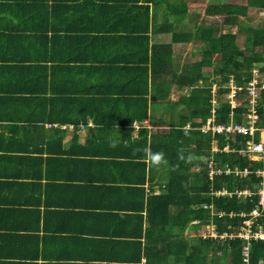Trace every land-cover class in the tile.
Returning <instances> with one entry per match:
<instances>
[{"label":"crops","instance_id":"crops-1","mask_svg":"<svg viewBox=\"0 0 264 264\" xmlns=\"http://www.w3.org/2000/svg\"><path fill=\"white\" fill-rule=\"evenodd\" d=\"M59 1L76 5L65 15L74 21L61 14L64 9L62 4L56 6ZM153 1L161 3L156 7ZM153 1L139 0V4L149 6L151 18L156 10L159 21L166 18L168 2H184L188 7L184 17L193 14L189 11L192 0ZM134 2L48 0L49 17H65L56 31L49 29V44L55 33L80 36L76 44L62 37L53 41L63 47L69 42L71 52L66 53L70 60L66 65L74 66L75 72L70 74L66 68L54 71L49 66L45 79L34 67L38 50L46 46L37 41L38 30L33 28L32 17L39 12L38 5L34 0H0V264H171L172 260L166 262L157 254L149 260L145 252L150 226L146 218L148 198L151 193L166 192L164 185L170 172L163 150L151 152L150 145L153 140L162 146L173 127L171 123L178 128L176 124L190 112L182 98L190 94L191 87L171 83L167 98L162 100L154 98L157 79L153 80L151 73L146 75V82L143 77L133 80L132 70L137 66L127 50L132 48L129 43L136 32L129 21L144 16L147 10L135 7ZM171 12L168 17L173 21L177 15ZM185 19L186 26L193 23V19ZM38 21L44 23L43 17ZM70 24L79 27V32L68 30ZM114 26L117 32L109 30ZM153 30L151 23V43L172 41L171 33ZM164 35L169 36L168 41L162 40ZM188 43H173L174 59L181 64L182 55L176 53L175 44ZM121 68L124 73L118 72ZM133 82L135 87H131ZM215 89L216 84L212 86L214 98ZM133 104L138 114L147 108L148 117L130 124L127 121L132 108L128 105ZM212 104L213 116L197 128L215 136L207 122L212 119L213 125L219 124L214 116L217 99ZM173 112L178 119L162 120L166 115L174 117ZM194 121L201 123L202 119ZM182 128L188 131L194 127L189 120ZM145 145L147 156L142 158ZM219 149L218 139H214L208 162L211 180L227 173L228 163L220 167L213 163ZM228 150L229 143L224 147ZM134 153L141 157L133 158ZM132 158L147 163L145 182L132 180L141 179L131 170ZM134 187L145 189L142 228L128 217L139 212L131 207L141 197ZM221 190L211 186L210 194L219 196ZM159 221L165 225L162 214ZM195 223L197 218L191 221ZM175 225L174 233L180 230ZM208 228H215V224L208 225L203 236ZM136 229L142 234H135ZM188 229L184 234L191 240L197 236L196 231ZM164 230L160 227L157 232L162 234Z\"/></svg>","mask_w":264,"mask_h":264},{"label":"trees","instance_id":"trees-1","mask_svg":"<svg viewBox=\"0 0 264 264\" xmlns=\"http://www.w3.org/2000/svg\"><path fill=\"white\" fill-rule=\"evenodd\" d=\"M34 1L38 5L39 12H36L32 17L35 21L33 28L35 26V29L38 30L37 36L39 39L36 37L37 41L40 40L43 45H46L41 47L42 50L41 48L38 50V55L36 56L38 63L34 67H38L36 70H39V73L42 72L45 79L48 77L49 66H52L54 71L60 68L65 71L66 68V71L72 74L73 70L75 72L74 66L69 67L66 65V62L70 60L66 53V51L71 52L69 42L66 47H63L53 44V41L55 42L59 37L60 39L62 37L61 40L69 39L70 42L76 44L80 35L55 33L52 38V44H49L48 33L50 28L56 31L59 22L64 21L65 17L67 20L74 21L75 18L65 15H69L68 11L76 8V5L59 1L56 6L58 7V5L62 4L64 9L62 11L64 12L61 14L65 17H60L61 19L53 17L51 19L49 17L48 0ZM160 3L153 1L156 7ZM132 4L135 7L147 9L144 16H134L129 21L132 31L136 32L129 43L132 48L127 50L130 60H134L137 66L132 70L133 80H140L143 77L146 82V75L151 73L153 80L157 79L153 84L155 92H157L154 98L162 100L167 98L171 83L191 87L190 94L182 98V101L189 106L190 112L182 116V123L176 124L179 127L175 126V122L171 123L173 127L170 129V134L166 135L163 140L165 142H163L162 146L160 142L151 140V152L163 150L162 153L164 154V159L168 161L170 172L164 185L166 192L161 195L151 193L148 198L146 218L149 220L150 226L146 232L147 243L145 252L148 254L149 260H152V255L157 254L159 258H165L166 262L172 260L170 261L171 264H247L243 260V250L248 243L239 233L243 227L244 218L242 213H250L259 200L255 192H257L260 177L255 171L261 166V163L251 160L248 155H242L241 150L246 148V142L251 138L249 134L220 132L213 136L212 132L206 133L197 127L213 116L212 101L214 99H217V106L214 112L217 123H248L249 107H247L248 99L245 97L246 91L238 92L239 100H242L237 107L232 108L229 98L228 100H225V98L228 97L227 93L230 91L228 85L232 78L237 86H244L251 79L253 68L261 63L264 64V19H259L260 21L255 26L253 24L248 25L245 29L243 28L244 30L239 28V32L242 30L244 35V47L242 49L234 48L229 53L226 48L229 46L235 47V42L240 34L223 33V28L216 22L207 26L204 22L193 21V23L186 26L182 19V16L187 13L188 7L186 3L168 2L166 18L160 21L157 19L156 10L151 18L149 6L139 4V0ZM252 8L264 11V0H247L245 4L218 2L215 6L207 8V13L224 17V24L238 26L243 23L240 20L241 16L249 17L248 11ZM170 9L173 12L176 11L175 15L177 17L173 21L168 17V15L173 14ZM41 16L44 19V23L38 21ZM151 23L154 28L153 31L161 30L171 33L172 41L151 43L152 38L149 35V24ZM140 25L145 26L141 27ZM71 29L78 33L80 28L70 24L68 30L71 31ZM109 30L117 32L118 28L114 26ZM193 41H200L205 44L202 58L198 61H187L183 64L180 61H176L173 56V43ZM217 54L221 55L222 59L215 64L213 57ZM205 67H213V70L211 72L206 71L204 70ZM261 70L264 71V65L261 66ZM118 72L124 73L125 70L121 68ZM133 83H131V87L137 85L134 83L133 86ZM214 84L217 86L215 98L212 93ZM143 94H146V91ZM104 102L107 103V101ZM128 106L132 108L128 116V123L132 124L134 120H142L148 117L147 108L143 112L140 110L138 114L135 113L137 112L135 104ZM258 114V126L263 127L264 92L260 98ZM121 117L123 118L124 115L121 114ZM195 118L202 119V122L196 123L194 121ZM189 120H191L194 128L185 131L182 126ZM140 128H145V131H148L145 126ZM214 139H218L220 148L214 155V164L220 167V164L228 163V167L231 169L235 166H240L241 168L250 167L252 172L245 177L224 172L215 175L214 179L211 180L208 175V162L212 155L211 149ZM259 139L260 131H257L255 140L258 141ZM227 143H229V150L224 151ZM192 145H196V147L194 148ZM122 154H127V152ZM132 155H135L133 158L141 156L146 158L147 145H145L143 153L140 154L141 156L138 153ZM202 156H205L206 159L204 160ZM133 158L132 162H130L132 163L131 170L136 174H140L141 179L135 178L132 180L135 183L145 182L147 163L145 161L142 163L136 162ZM114 164L120 163L114 161ZM193 167L198 169L193 170ZM211 186H213V189L225 188L228 193L219 196L211 195ZM245 188L250 189L253 194L249 197L239 196L237 191H242ZM134 190L141 197H139L140 200L138 199L139 202L135 199L137 204L131 207L133 211L139 212L133 214V217H128H130L132 222V218H134L135 224L138 225L137 227L142 228V222L145 217L142 213L145 207L143 197L145 189L143 187H134ZM205 204H210L213 207L205 208ZM221 211L225 212V214L221 215ZM161 214L164 216V226L159 221ZM195 218L198 219V223L191 224V221ZM212 223L215 224V230L219 235L216 237L203 236L199 228L203 226L206 229ZM175 224L180 228L179 232L176 233L172 230L176 226ZM259 225L264 227V215L259 216L255 220L254 229H257ZM160 227H165L162 234L157 232ZM186 228L199 231L196 233L197 236L194 237L197 240L196 244H193V241L184 234ZM224 233H227V236L221 238L220 235ZM135 234H142V230L136 229ZM154 235L157 237H154ZM138 246L139 250H141L142 243L139 242ZM249 246L250 261L248 264H264V240H250ZM172 257L173 259H171Z\"/></svg>","mask_w":264,"mask_h":264},{"label":"built area","instance_id":"built-area-1","mask_svg":"<svg viewBox=\"0 0 264 264\" xmlns=\"http://www.w3.org/2000/svg\"><path fill=\"white\" fill-rule=\"evenodd\" d=\"M230 93L227 94L232 107H237L240 104L241 99L239 100L238 92L245 90L246 97L248 99L249 113H248V123H228L217 125L212 124V119H210L207 124H209V130H212L215 133L226 132L229 134H249L250 139L247 140L246 148L242 149L241 152L250 157L251 160L259 161L261 166L255 171L256 174L260 177V183L257 189V195L259 197L258 203L255 208L250 213H242L243 216V227L239 233L245 241L248 243L243 250V260L245 263L250 261V240H264V227L261 225L257 229H254V222L259 217L264 215V126L259 127V114L258 107L260 106V98L264 92V79H260L259 76H252L244 86H237L235 80L232 78L229 82ZM217 91V89H216ZM244 95V94H243ZM239 100V102H238ZM215 112V110H214ZM260 131V139L257 141L254 139L255 133ZM227 173H234V175L239 177H245L249 175L252 170L250 167L241 168L240 166H235L233 169L227 168ZM221 195L228 193L226 189H223L218 192ZM238 195L250 196L253 192L249 189H244L242 191H237ZM225 214L224 212L221 213ZM213 231L216 233L215 228ZM216 236V235H214ZM227 236V233L221 235V237Z\"/></svg>","mask_w":264,"mask_h":264},{"label":"rangeland","instance_id":"rangeland-1","mask_svg":"<svg viewBox=\"0 0 264 264\" xmlns=\"http://www.w3.org/2000/svg\"><path fill=\"white\" fill-rule=\"evenodd\" d=\"M192 1H193V4L189 7V11L190 12L193 11V14H190L186 17L182 16V19L186 18L185 19L186 22H190L192 19H193V21H195L194 19L196 17V21H198L199 23L204 22L205 25H207V26L216 22L217 24L221 25V27L223 28V33L224 32H231L233 34H237V33L240 34L239 38L235 42V47L229 46L226 48V50L228 49L227 51L229 53H231L232 52L231 50L234 48L242 49L244 47V35L242 33V30L239 32V28L245 29L248 25H252V24L255 26V24L260 21L259 19H264V11H261V9H258V8H252V9H250V11H248V16L251 18H249L247 16L246 17L241 16L240 20H242L243 23H240L238 26L230 25V24H224L223 23L224 17H221L220 15L208 14L207 8H211L212 6H215L218 2H220V3L231 2V3L245 4V3H247V0H192ZM220 33H222V32H220ZM162 40L168 41L169 36L164 35L162 37ZM204 46H205V44L200 42V41H193V42L188 43V44H175V51H176V53H181L182 63H184L186 61H198L202 58V55H203L202 51H203ZM221 57L222 56L219 54H217L213 57L215 64L217 62H219L220 59H222ZM262 65H264V64L261 63V64L255 66L253 68V70L251 72L252 76L257 75V76H259L260 79L261 78L264 79V71L261 70ZM204 70L211 72L213 70V67H205ZM215 92H216V89H215ZM229 93L230 92H228V94ZM225 100H228V97L225 98ZM238 102H239V100H238ZM176 116H177V112L174 113V117L166 115L164 117V119H162V120L171 119L172 121L173 120L175 121V119H178ZM246 197H249V196H246ZM204 229L205 228L202 226L199 228V231L202 233L203 231H205ZM188 231H189V229H188ZM193 231H196L195 233L199 232L197 230H193ZM206 234L216 235V233L213 231L212 228H208L207 232L204 233V236ZM192 235H195V234L192 233ZM191 238H193V237H191ZM192 240H193V244H196L197 240L194 238L191 239V241Z\"/></svg>","mask_w":264,"mask_h":264},{"label":"clouds","instance_id":"clouds-1","mask_svg":"<svg viewBox=\"0 0 264 264\" xmlns=\"http://www.w3.org/2000/svg\"><path fill=\"white\" fill-rule=\"evenodd\" d=\"M226 237V236H225Z\"/></svg>","mask_w":264,"mask_h":264}]
</instances>
